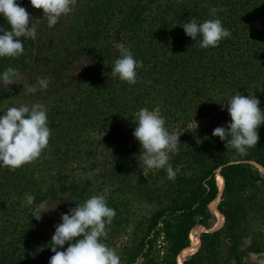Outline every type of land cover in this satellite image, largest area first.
<instances>
[{
  "label": "trees",
  "instance_id": "trees-1",
  "mask_svg": "<svg viewBox=\"0 0 264 264\" xmlns=\"http://www.w3.org/2000/svg\"><path fill=\"white\" fill-rule=\"evenodd\" d=\"M18 3L34 8L29 0ZM211 7L218 9L215 17L209 15ZM193 17L198 23L219 18L230 37L217 47L200 48L180 26ZM0 28L10 30L3 17ZM71 35L75 50L51 60L58 63L57 71L71 69L79 76L71 88H57L45 106L48 147L15 170L0 168V264H48L61 213L104 189L116 215L103 242L114 250L118 237L135 224L120 261L178 264V254L190 248L191 229H210L216 219L208 205L219 195L217 171L223 180L215 208L221 227L198 234V249L182 264H245L247 250L262 248L257 241L243 248L242 239L249 214L264 223V125L256 147L243 155L212 132L230 120L227 108L218 111L221 94L264 91V0H88ZM19 39L23 54L0 57V73L13 67L20 76L32 65L38 42ZM115 42L125 43L142 61L134 85L111 74L119 56ZM259 106L264 109V98ZM140 108H157L181 134L178 151L170 153L173 168H180L174 180L163 169L146 170L142 163L132 135V119ZM205 115H211L209 122L190 125ZM98 153L107 163L104 174ZM40 166H47L49 177L44 172L38 176ZM26 194L35 196L34 204L60 195H66V203L55 215L36 220ZM141 201L154 210L135 223L132 206ZM160 243L161 256L151 255Z\"/></svg>",
  "mask_w": 264,
  "mask_h": 264
},
{
  "label": "clouds",
  "instance_id": "clouds-1",
  "mask_svg": "<svg viewBox=\"0 0 264 264\" xmlns=\"http://www.w3.org/2000/svg\"><path fill=\"white\" fill-rule=\"evenodd\" d=\"M29 3L42 10L40 19L51 28L71 13L76 0H29ZM217 11L216 7H211L209 15L215 17ZM0 17L10 25V30L0 28V57L22 55L24 47L19 38L35 37L37 19L30 23L29 12L18 0H0ZM180 26L186 36L202 49L217 47L221 40L231 35L219 18L198 23L193 17ZM114 47L119 56L111 66L112 76L134 85L136 70L142 66V61L134 58L125 43L115 42ZM18 77L19 72L8 67L0 73V83L11 85ZM48 84L47 79L38 77L36 85L28 87L27 91L35 93L47 89ZM220 104L222 110L226 106L230 120L226 126L216 127L212 135L225 142L226 148L234 149L241 155L246 154L248 149L256 147L260 139L258 129L264 125V109L259 106L260 100L252 94L245 96L237 92L226 103ZM132 120L135 124L132 135L140 145L139 156L143 165L148 169H163L167 179L174 180L180 168H173L170 153L178 151L181 134L170 133L163 116L155 110L140 108ZM50 135L48 111L44 105L34 103L9 107L0 114V168L15 170L36 160L48 147ZM34 201V195L26 194L27 205H34L31 211L36 220L54 210L59 203L50 206L49 200L35 204ZM115 215V209L108 206L103 195H93L82 204L69 207L67 212L61 213V222L55 225L49 246L54 255L49 258L48 264H120V257L103 242L108 235L106 226L111 224Z\"/></svg>",
  "mask_w": 264,
  "mask_h": 264
},
{
  "label": "rangeland",
  "instance_id": "rangeland-1",
  "mask_svg": "<svg viewBox=\"0 0 264 264\" xmlns=\"http://www.w3.org/2000/svg\"><path fill=\"white\" fill-rule=\"evenodd\" d=\"M88 0H76V3L73 5V9L71 13L67 16L61 18V20L53 27L49 28L46 22L40 18L43 16V12L27 7L26 10L30 14V23L31 20L37 19L35 23L36 27V35L35 39L38 42L34 60L32 65L26 69V72L21 74L14 84L11 85H3L0 83V112H5V109H8L12 106H19L20 104L32 105L34 103H40L44 106H48L52 102V96L57 88H71L73 85V81L76 79V75L79 76V73H75L74 70L67 69L66 71L59 70L58 63L56 61L51 60V57H60L65 50L70 49L71 51L75 50V45L73 44L74 39L72 38L71 32L72 27L76 23L79 13L85 4H87ZM25 8V7H24ZM71 30V32H70ZM63 51V52H62ZM82 60L76 62V64H80ZM86 68V67H85ZM71 70V71H70ZM83 70V68H82ZM47 79L49 81L47 89H40L35 93H29L27 91L28 87L36 85L37 78ZM260 89V91H256V94L252 93H241L242 95L252 94L256 96L260 101L264 98V91ZM15 91L12 93V91ZM232 95L221 94L220 103H226L228 98ZM220 105V104H219ZM218 111L222 109L221 105L218 107ZM226 106L223 108L225 109ZM155 111H160L156 108ZM196 110H200L197 106ZM214 112V111H213ZM162 116V114H160ZM165 120V127L167 130L175 132L176 128L170 126L168 119L163 116ZM211 115H205L199 118H196L194 122H191V126H195L197 124L206 123L211 120ZM99 155L100 166L99 170L101 174L107 172V163L105 162V158ZM47 166H40L38 171V176L40 172H44V175L48 176V172L44 169ZM146 170L148 168L146 167ZM68 172V171H67ZM261 173L264 175V171L261 170ZM264 186V185H262ZM261 186V187H262ZM264 188V187H262ZM261 188V189H262ZM255 189V188H254ZM253 189V190H254ZM264 190V189H262ZM252 191V188L249 189L248 193ZM107 189H104L102 193H108ZM100 193V195H102ZM109 194V193H108ZM51 203L50 206H53L54 203L59 202L57 207L54 210L49 211L48 213L42 214V218H47L49 216H53L60 210L64 204L66 203V195H60L56 197H51L48 199ZM132 209L136 212L133 221L137 223L139 219H143L144 217H148L150 213L154 210V206L152 204H148L147 202H135L133 203ZM214 223V222H213ZM246 236L242 239V247L248 248L252 242L257 241L262 248L259 251L247 250V253L244 256L245 264H264V223L258 216L254 213L249 214L246 221ZM134 223H130L126 230L122 235L118 237L116 242V247L114 251L119 256L121 247L123 245H127L129 241L132 240V233L134 230ZM262 233L259 236L258 233ZM256 243V242H255ZM158 244L155 246L151 255L160 257L163 251L162 246ZM120 264H126L125 261L121 260ZM137 264H143L141 259H138Z\"/></svg>",
  "mask_w": 264,
  "mask_h": 264
},
{
  "label": "bare ground",
  "instance_id": "bare-ground-1",
  "mask_svg": "<svg viewBox=\"0 0 264 264\" xmlns=\"http://www.w3.org/2000/svg\"><path fill=\"white\" fill-rule=\"evenodd\" d=\"M259 167V166H258ZM260 170H263L264 171V168H261L260 167ZM221 175L219 174V172L217 171V174H216V183H217V186H218V190H219V195L217 196V198H215V200H213L212 202L209 203V208L211 209V211L216 215V219L214 221V223L212 224L211 228L210 229H205L204 227L202 226H195L191 229V231L189 232V238H190V248L188 250H184L182 252H180L178 254V257H177V262L178 264H182V260L187 256V255H190L192 253H194L196 251V249H198L199 247V240L197 239V235L200 234L202 231H212V230H216L218 228L221 227V224H222V219H221V215L220 213L218 212V210L216 211V203L218 202L219 200V197L222 193V190H223V180L222 178L220 177Z\"/></svg>",
  "mask_w": 264,
  "mask_h": 264
},
{
  "label": "water",
  "instance_id": "water-1",
  "mask_svg": "<svg viewBox=\"0 0 264 264\" xmlns=\"http://www.w3.org/2000/svg\"><path fill=\"white\" fill-rule=\"evenodd\" d=\"M197 250V249H196ZM178 257V256H177Z\"/></svg>",
  "mask_w": 264,
  "mask_h": 264
}]
</instances>
